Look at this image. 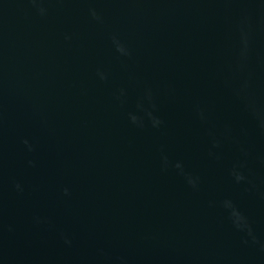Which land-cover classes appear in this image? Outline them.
I'll return each mask as SVG.
<instances>
[{
  "label": "water",
  "instance_id": "95a60500",
  "mask_svg": "<svg viewBox=\"0 0 264 264\" xmlns=\"http://www.w3.org/2000/svg\"><path fill=\"white\" fill-rule=\"evenodd\" d=\"M0 264H264V0H0Z\"/></svg>",
  "mask_w": 264,
  "mask_h": 264
}]
</instances>
